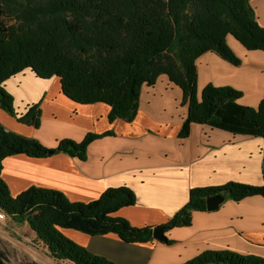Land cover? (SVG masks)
Returning <instances> with one entry per match:
<instances>
[{"label": "trees", "instance_id": "obj_1", "mask_svg": "<svg viewBox=\"0 0 264 264\" xmlns=\"http://www.w3.org/2000/svg\"><path fill=\"white\" fill-rule=\"evenodd\" d=\"M252 0H0V108L20 123L38 128L39 101L17 113L5 82L23 71L36 77H57L62 94L81 103H105L108 120L131 122L143 85L160 75L180 88L187 105L178 137L188 136L192 123L263 139L264 98L256 106L239 103L242 91L207 83L197 90L196 60L213 52L238 66L241 59L226 42L230 35L248 51H264V27ZM88 132L80 141L60 139L54 147L37 138L6 129L0 123V210L18 223H27L54 260L71 264H113L68 238L61 229L88 235L116 234L127 243L153 240V229L187 226L191 212L206 211V198L226 192V199L264 197L262 184L229 181L193 187L187 202L160 225L135 227L112 214L135 204L134 191L120 185L106 188L88 202L70 201L59 190L30 186L15 196L1 178L2 160L24 154L43 158L64 153L85 159L88 144L103 135ZM0 264H10L0 248ZM181 264H264V258L228 250H210Z\"/></svg>", "mask_w": 264, "mask_h": 264}, {"label": "crops", "instance_id": "obj_2", "mask_svg": "<svg viewBox=\"0 0 264 264\" xmlns=\"http://www.w3.org/2000/svg\"><path fill=\"white\" fill-rule=\"evenodd\" d=\"M251 5L264 27V0H252ZM226 42L241 63L232 65L213 52L199 56L198 94L207 83L230 85L242 91L239 103L254 107L264 98V51H248L230 35ZM5 89L13 96L17 113L39 101L40 125L34 128L20 123L1 108L0 123L8 130L37 138L47 147H54L62 138L80 141L88 132L113 131L91 141L83 160L64 153L43 158L24 154L5 157L1 178L12 196L36 186L59 190L70 201L88 202L108 187L126 185L134 191L136 202L112 215L141 227L167 222L187 202L193 187L229 181L262 184L261 137L197 123L191 124L188 136L178 137L187 105H181L180 88L165 75L154 85L141 87L131 122L118 118L110 122V107L105 103L81 104L68 99L55 76L41 79L23 71L9 78ZM61 231L113 264H181L210 250L264 258V197L226 199L216 210H194L189 225L164 232L166 242L127 243L113 233L92 236L74 229ZM28 251L36 263H43L42 256Z\"/></svg>", "mask_w": 264, "mask_h": 264}, {"label": "rangeland", "instance_id": "obj_3", "mask_svg": "<svg viewBox=\"0 0 264 264\" xmlns=\"http://www.w3.org/2000/svg\"><path fill=\"white\" fill-rule=\"evenodd\" d=\"M0 248L10 264H40L32 259L28 249L43 257L41 264H68L46 257L42 244L35 238L28 224L15 222L8 216L0 220Z\"/></svg>", "mask_w": 264, "mask_h": 264}, {"label": "water", "instance_id": "obj_4", "mask_svg": "<svg viewBox=\"0 0 264 264\" xmlns=\"http://www.w3.org/2000/svg\"><path fill=\"white\" fill-rule=\"evenodd\" d=\"M227 194L226 192H219L212 196L206 198V210L213 211L219 208V206L226 200ZM166 231V227L157 226L153 229V238L162 242H166V236L164 232Z\"/></svg>", "mask_w": 264, "mask_h": 264}, {"label": "built area", "instance_id": "obj_5", "mask_svg": "<svg viewBox=\"0 0 264 264\" xmlns=\"http://www.w3.org/2000/svg\"><path fill=\"white\" fill-rule=\"evenodd\" d=\"M7 216L6 215H1L0 214V220H4Z\"/></svg>", "mask_w": 264, "mask_h": 264}]
</instances>
